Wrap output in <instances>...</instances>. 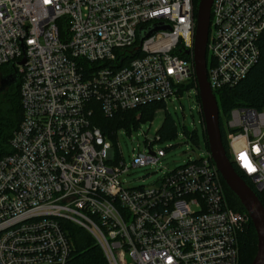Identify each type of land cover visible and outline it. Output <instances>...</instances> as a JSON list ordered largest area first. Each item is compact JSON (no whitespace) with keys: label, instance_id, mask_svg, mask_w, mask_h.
<instances>
[{"label":"built area","instance_id":"obj_1","mask_svg":"<svg viewBox=\"0 0 264 264\" xmlns=\"http://www.w3.org/2000/svg\"><path fill=\"white\" fill-rule=\"evenodd\" d=\"M197 8L195 0H0V67L19 76L23 113L0 159V264H71L65 223L91 234L109 264H240L251 218L231 207L210 152L127 188L120 175L129 168L111 141L118 130L95 121L98 112L111 119L165 104L196 82ZM157 26L170 30L142 40ZM209 31L216 96L258 61L264 0H214ZM224 127L232 166L264 198V110L235 108ZM150 146L133 167L166 156Z\"/></svg>","mask_w":264,"mask_h":264},{"label":"trees","instance_id":"obj_2","mask_svg":"<svg viewBox=\"0 0 264 264\" xmlns=\"http://www.w3.org/2000/svg\"><path fill=\"white\" fill-rule=\"evenodd\" d=\"M200 0H195V7H198ZM259 56L255 66L249 71L248 75L241 80L234 88H227L216 93L219 110L228 116L235 108H252L258 111L264 110V34L259 40ZM6 69V68H4ZM5 74V72H3ZM2 74V76H4ZM20 78L18 83L7 88L0 94V159L10 153V138L19 127L22 120V106L20 94ZM195 81L180 87V93L189 90L195 85ZM198 92V87L195 85ZM165 104H150L142 108L117 114L114 118L107 119L98 112L95 121L102 130H119L121 128L131 129L139 126L140 123L148 121L160 108ZM204 121V120H203ZM176 123L169 113H166L164 122L159 130L160 140L173 137L176 134ZM222 144L225 148L227 157L230 158L227 134L224 124L220 117V129ZM192 140H197V135L192 133ZM208 145V142H207ZM209 147V145H208ZM238 175L249 184L237 169ZM226 194L231 207L238 212H245V209L237 196L231 192L222 180ZM264 206V198L260 193L258 195ZM68 230L67 235L73 244V254L71 264H109L104 256L101 248L96 243L95 239L86 230L77 227L73 224L65 223ZM258 247L257 234L255 227L250 223L246 231L240 236V264H251L256 257Z\"/></svg>","mask_w":264,"mask_h":264},{"label":"rangeland","instance_id":"obj_3","mask_svg":"<svg viewBox=\"0 0 264 264\" xmlns=\"http://www.w3.org/2000/svg\"><path fill=\"white\" fill-rule=\"evenodd\" d=\"M211 54L208 53L210 60ZM5 67H0V73L5 72ZM191 82V81H190ZM196 83V82H195ZM196 85V84H195ZM195 85L183 94L168 100L163 108L157 110L152 118L142 122L136 128L118 130L116 138L111 140L120 149L128 171L121 176L124 187H147L160 179L164 174L175 171L186 164L205 158L208 154L207 135L204 118L200 108V98ZM166 113L176 123V134L170 138L157 141L159 130L162 127ZM221 121L226 125L228 116L220 110ZM195 133L197 140H192ZM115 141V142H113ZM154 151L166 150V156L156 165L146 167H133V157L139 152H148V145Z\"/></svg>","mask_w":264,"mask_h":264},{"label":"water","instance_id":"obj_4","mask_svg":"<svg viewBox=\"0 0 264 264\" xmlns=\"http://www.w3.org/2000/svg\"><path fill=\"white\" fill-rule=\"evenodd\" d=\"M213 1L200 0L197 8V25L193 54L200 106L211 157L226 186L237 196L246 213L249 214L253 227L256 230L258 247L256 257L251 264H264V206L250 185L238 175L227 157L222 144L221 131L219 130L220 112L217 98L208 82L207 44ZM158 29L170 30L168 26H157L143 36L142 40L155 34ZM24 62L25 60H23L22 64ZM17 81V74L2 76L0 78V94L12 85H16L18 83Z\"/></svg>","mask_w":264,"mask_h":264}]
</instances>
